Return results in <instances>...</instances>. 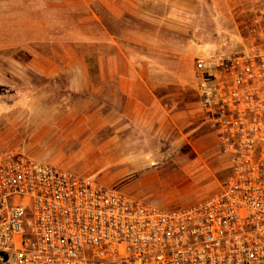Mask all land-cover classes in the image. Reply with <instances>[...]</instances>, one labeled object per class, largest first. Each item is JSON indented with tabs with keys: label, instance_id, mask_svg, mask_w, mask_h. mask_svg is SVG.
<instances>
[{
	"label": "built area",
	"instance_id": "2783aa9c",
	"mask_svg": "<svg viewBox=\"0 0 264 264\" xmlns=\"http://www.w3.org/2000/svg\"><path fill=\"white\" fill-rule=\"evenodd\" d=\"M246 2L247 38L194 60L202 121L228 157L219 189L161 209L0 155V264H264V0Z\"/></svg>",
	"mask_w": 264,
	"mask_h": 264
},
{
	"label": "crops",
	"instance_id": "0c3cea01",
	"mask_svg": "<svg viewBox=\"0 0 264 264\" xmlns=\"http://www.w3.org/2000/svg\"><path fill=\"white\" fill-rule=\"evenodd\" d=\"M41 4L28 8L35 11L26 12L27 29L20 42L11 30L13 14L0 13V52L16 53L18 45L28 54L24 62L0 60V130L23 131L24 138L17 142L22 141L25 154L27 148H42L40 141L57 133L56 155L43 150L42 161H37L49 160L70 171L78 165L80 152L87 156L86 162L96 161L98 153L99 161L121 156L123 163L144 161L146 152L136 149L147 140L148 128L176 122L159 95L146 88L144 68L165 66L163 53L178 51L177 37L193 23V0H42ZM6 20L10 23L5 30ZM146 52L153 54L152 64ZM45 94L59 98L46 100ZM199 118L202 121L199 101L186 104V123H197ZM132 126L144 140L132 138ZM108 130H117L120 136H103ZM155 134L160 137V130Z\"/></svg>",
	"mask_w": 264,
	"mask_h": 264
},
{
	"label": "rangeland",
	"instance_id": "374dc122",
	"mask_svg": "<svg viewBox=\"0 0 264 264\" xmlns=\"http://www.w3.org/2000/svg\"><path fill=\"white\" fill-rule=\"evenodd\" d=\"M41 1L0 0L1 15L13 14L14 19H10L11 30L18 42L27 29L28 21L25 15L26 12L32 11L28 8L33 4L41 8ZM246 1L248 0H193V23L182 29L184 35L177 37L178 51L163 53V58L167 60L165 66L144 68L148 80L146 88L159 95L166 113L171 114L176 120L175 123H162L148 128L147 140L143 142L142 147L136 149L139 153L146 152L144 161L136 164L123 163L120 161L123 160L122 156L108 160L103 157L99 161L98 153L96 161L89 158L90 162L88 160L86 162L87 156L80 152L78 165L73 170L58 168L88 177L97 184L119 192L139 197L161 209L186 207L217 191L229 175L228 157L222 152L214 134L200 118L197 123L187 124L184 115L186 104L193 101L198 104L195 92V58L202 53L217 54L223 44L226 48L233 47L239 40L247 38L249 7ZM10 21H5V30ZM16 49H18L16 53L1 51L0 60L11 58L24 62L28 54L20 51L18 45ZM145 56L147 62L152 64L153 54L146 52ZM15 80L18 81L16 78ZM56 96L58 95H44L46 100L59 98ZM156 129L160 130V137L155 134ZM129 131L133 139L142 140L144 137L142 134L137 135V130L133 126ZM111 133L114 135L120 132L108 130L102 135L109 136ZM24 135L23 131L10 133L1 129L0 140L2 137L7 140L2 141L5 145L0 147V155L16 153L42 161L43 150L56 155L60 148L56 142L57 133L52 132L45 136L44 141H40L42 148H27L25 154L24 147L20 145L22 141L17 142V139L20 137L23 139ZM10 140L17 145L10 146ZM2 142L0 141V145ZM44 162L51 165L49 160Z\"/></svg>",
	"mask_w": 264,
	"mask_h": 264
}]
</instances>
